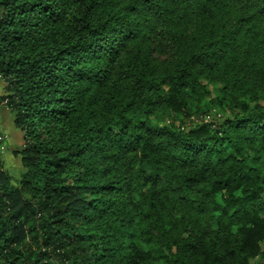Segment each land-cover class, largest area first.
Here are the masks:
<instances>
[{
	"label": "trees",
	"instance_id": "trees-1",
	"mask_svg": "<svg viewBox=\"0 0 264 264\" xmlns=\"http://www.w3.org/2000/svg\"><path fill=\"white\" fill-rule=\"evenodd\" d=\"M0 81V264L264 259V0H0Z\"/></svg>",
	"mask_w": 264,
	"mask_h": 264
},
{
	"label": "rangeland",
	"instance_id": "rangeland-1",
	"mask_svg": "<svg viewBox=\"0 0 264 264\" xmlns=\"http://www.w3.org/2000/svg\"><path fill=\"white\" fill-rule=\"evenodd\" d=\"M209 90L212 92V94H214V89L212 86L209 87ZM4 110V108H2ZM9 125V124H8ZM9 126H12V124H10ZM0 134L3 135V138L4 140L7 142L8 141V134H5L4 132L0 131ZM14 142V144H12V148H2V151H1V155H2V158L4 160V164H5V167L8 168V170L10 171V173L12 175H14L16 178L18 177L19 173H20V159L19 157H16L13 155L12 153V150L14 148H18L19 145H22L23 144V139L21 136L17 137L16 140L13 139V137L11 138ZM261 198L264 199V194L261 195ZM253 263L255 264H264V259H261V260H254Z\"/></svg>",
	"mask_w": 264,
	"mask_h": 264
},
{
	"label": "crops",
	"instance_id": "crops-1",
	"mask_svg": "<svg viewBox=\"0 0 264 264\" xmlns=\"http://www.w3.org/2000/svg\"><path fill=\"white\" fill-rule=\"evenodd\" d=\"M4 85L3 83L0 81V97H2L4 95ZM4 108V110L2 109ZM10 124H12V118L10 115V112L7 110V108L3 105L0 104V131L4 132L5 134H8L9 138L8 141L6 142L7 146L6 148H12V144H14V142H12L13 140L11 139L13 137V139L16 140L17 137L21 136V134L16 131L12 126H9ZM22 137V136H21ZM21 145H19L20 147Z\"/></svg>",
	"mask_w": 264,
	"mask_h": 264
},
{
	"label": "built area",
	"instance_id": "built-area-1",
	"mask_svg": "<svg viewBox=\"0 0 264 264\" xmlns=\"http://www.w3.org/2000/svg\"><path fill=\"white\" fill-rule=\"evenodd\" d=\"M3 140H4L3 135L0 134V141H3Z\"/></svg>",
	"mask_w": 264,
	"mask_h": 264
}]
</instances>
